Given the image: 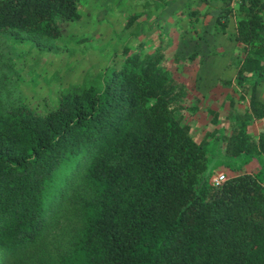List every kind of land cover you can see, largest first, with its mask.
I'll return each instance as SVG.
<instances>
[{
	"label": "trees",
	"instance_id": "obj_1",
	"mask_svg": "<svg viewBox=\"0 0 264 264\" xmlns=\"http://www.w3.org/2000/svg\"><path fill=\"white\" fill-rule=\"evenodd\" d=\"M163 1L98 80L34 104L0 84V264H264V0ZM79 5L0 0V36L56 37ZM210 37L234 67L214 107L195 86Z\"/></svg>",
	"mask_w": 264,
	"mask_h": 264
},
{
	"label": "rangeland",
	"instance_id": "obj_2",
	"mask_svg": "<svg viewBox=\"0 0 264 264\" xmlns=\"http://www.w3.org/2000/svg\"><path fill=\"white\" fill-rule=\"evenodd\" d=\"M143 1L79 0L80 18L62 22L56 37H42V41H35L28 35L18 34L13 30L4 31L0 36V84L2 83L4 101L30 100L33 104L37 101L43 103L52 98L56 88L73 82L89 83L94 79L98 80L94 77L112 65L113 57L117 56L119 50L125 44L130 45L136 41V17L129 24L125 23L129 16L140 13ZM165 1L168 3V0ZM182 3L183 0H174L170 5L173 9L182 7ZM158 9L160 8L154 12ZM160 10H165L164 6ZM152 22V19H147L142 24L143 32L154 29L153 26L147 27ZM181 36L180 41L183 40L184 43L181 44V51L190 50V33H183ZM155 40L147 43L151 44ZM220 41L223 40L210 37L209 46L200 44L198 47L201 53H206L200 60L195 85L199 92H205L201 98L203 106L214 107L215 103L219 106L220 101L214 102L215 94L211 90L207 92V88L213 87L219 79L232 77V63L224 58L229 52L226 50L220 53L217 50L222 46ZM216 45L220 47H215L216 50L212 53L210 49ZM221 55L223 59L219 58ZM216 87L212 91L220 89H215ZM255 92L261 96L263 91L257 86ZM189 99L192 100V97ZM192 114L187 112L186 116L192 117ZM208 116L207 113L203 116L195 114L196 119L201 122L208 119Z\"/></svg>",
	"mask_w": 264,
	"mask_h": 264
},
{
	"label": "crops",
	"instance_id": "obj_3",
	"mask_svg": "<svg viewBox=\"0 0 264 264\" xmlns=\"http://www.w3.org/2000/svg\"><path fill=\"white\" fill-rule=\"evenodd\" d=\"M172 2H174V0H168V3H166L165 4V10H163L164 11V13H170V12H173L174 10H176V9H178V8H180V7H176V9L175 8H171V3ZM139 11H141V9L139 10ZM230 26H231V28H232V24H230ZM224 41H220V43L219 44H221V43H223ZM229 43H230V41H229ZM221 45H223V44H221ZM219 46V45H218ZM220 47V46H219ZM210 50H212L213 52H214V50L213 49H210ZM220 53L223 51V53L227 50L228 52H229V55H227V56H225L224 58H226V59H228L229 60V62H230V57H231V50H230V47H227V46H221L219 49H217ZM211 51V52H212ZM217 52V51H216ZM223 55V54H222ZM220 56L219 58H222L223 56ZM223 59V58H222ZM233 74H234V67H233V64H232V72H231V76H233ZM257 86H260V88H261V90L264 92V86H262V85H260V84H258V85H256L255 86V90H256V88H257ZM256 93V92H255Z\"/></svg>",
	"mask_w": 264,
	"mask_h": 264
},
{
	"label": "built area",
	"instance_id": "obj_4",
	"mask_svg": "<svg viewBox=\"0 0 264 264\" xmlns=\"http://www.w3.org/2000/svg\"><path fill=\"white\" fill-rule=\"evenodd\" d=\"M219 178H220V174H217V175H215V176L213 177V180H214V181H217V180H219Z\"/></svg>",
	"mask_w": 264,
	"mask_h": 264
}]
</instances>
